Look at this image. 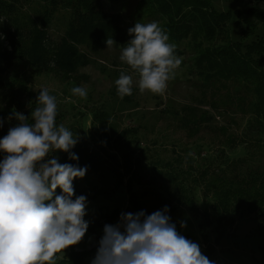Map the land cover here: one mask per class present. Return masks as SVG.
<instances>
[{"label": "rangeland", "instance_id": "1", "mask_svg": "<svg viewBox=\"0 0 264 264\" xmlns=\"http://www.w3.org/2000/svg\"><path fill=\"white\" fill-rule=\"evenodd\" d=\"M103 1L105 8L111 7L119 14L123 30L119 42L110 48L104 47L93 57L95 66H87L75 75L66 76L52 70L34 71L27 63L21 62L1 75V80L6 83L15 81L17 85L19 83L25 85L24 92L28 94H25L24 100L32 97L34 103L39 90L47 88L49 94L57 101V126L64 124L78 136V143L82 142L98 153L104 151L103 158L108 154L113 155L118 162V171L123 177L122 185L108 198H97L93 202H87L84 220L89 222V227L75 251L93 250L84 258V264H90L98 241L102 237L103 227L107 224L101 221L100 226L95 227L97 215L108 214L113 209L122 213L125 207H130L129 200L134 197L139 207H142L140 211L148 213L145 215L167 206L170 222L176 225V230L181 235L197 243L203 254L206 244L212 245L210 261L213 264H264L262 239L264 234L260 231L264 219H257L238 210L230 214L232 225L228 223L221 225L222 237L214 242L217 237L215 227L218 223L211 214L207 219L205 217L213 198L204 192L203 187L196 186L197 183L191 182L189 177L177 171L180 169L185 172L190 164L197 170H201L198 168L200 165L205 168L210 162L218 164L222 159L215 161V157L220 151L224 153L228 150L230 152L225 153L228 159L233 161L237 159L243 166L248 162V167H245L251 171H264V138L261 137L259 142L252 139L249 144L243 141L251 139L253 136L251 133L257 134L256 131L263 132L264 135V127L261 129L254 125V115L249 107L252 96L241 97L235 85L224 87L223 82H212L214 85L210 87L198 75L201 68L194 64V58L199 51L221 44L220 37L206 39L201 33L193 34L190 27L180 28V24L169 26L167 17L155 9L158 5L153 0ZM250 6L264 11V0L257 3L251 0H230L220 4L223 9L232 10L247 9ZM153 21L167 33L168 43L175 45L174 55L183 58L174 78L168 81L162 95L147 91L141 94L138 88V75L132 73L119 59L123 47L131 39L128 29L136 22L146 24ZM53 29L52 34L55 32ZM178 30L182 31V34L177 38ZM100 65L107 70L109 76L100 72ZM121 69H125L126 74L133 75L132 95L123 99L118 97L115 86ZM73 87H85L86 98L73 96L71 92ZM225 98L226 102L232 103L227 104L229 106L227 110L233 109L237 113L234 116L230 115L232 118L225 116L208 123L199 122L196 126L183 127L178 118L174 117L182 105L191 107L192 104L198 105L201 101L205 110L210 111V105L216 103L217 107L221 104L220 100ZM238 104L244 110H237ZM103 110L109 112L108 127H113L115 135L127 132L121 144H113L112 138L105 141L100 135V126L95 116ZM190 112L192 118L194 110ZM17 123L15 119L5 121L3 127L8 131ZM190 133L193 135L190 136ZM104 142H109L110 145L106 146ZM230 153L232 154L229 155ZM214 167L211 165L210 170H214ZM158 171L162 173L159 176ZM163 173H170L172 176ZM174 174H177V177H174ZM170 178L171 182L168 181ZM179 189L186 191L184 201L189 200L195 211L190 210L186 203L177 204ZM140 211H134L133 214ZM228 219L230 220L229 217ZM204 221L211 222L207 227L204 225L205 242L199 230V225ZM118 222L119 219L108 224L115 225ZM182 222L186 225L183 228ZM67 252L68 248L64 250V254L58 256L66 259ZM61 259H58L57 263Z\"/></svg>", "mask_w": 264, "mask_h": 264}, {"label": "trees", "instance_id": "2", "mask_svg": "<svg viewBox=\"0 0 264 264\" xmlns=\"http://www.w3.org/2000/svg\"><path fill=\"white\" fill-rule=\"evenodd\" d=\"M153 1L158 5L155 9L167 17L169 26L180 24V28L190 27L193 34L201 33L206 39L220 37V45L203 49L196 54L194 64L201 68L198 75L210 87L215 82H223L224 87L235 85L241 97L251 95L252 101L249 107L254 115V125L263 129L264 11L255 6L233 10L220 7L221 2L230 0ZM251 1L257 3L262 0ZM52 29L55 30L53 34L56 33V36H53ZM122 30L119 14L111 7L105 8L103 0H0V104H3L0 105V120L4 122L14 120V118L9 119L13 112L30 116L37 106L32 102V97L24 100L25 94H28L24 92L25 85L1 80V75L13 65L25 62L34 71L52 70L57 74L72 76L82 68L95 66L93 57L106 47V39L111 38L116 44L122 36ZM181 34L182 31L178 30L176 37H180ZM100 66V72L109 76L107 70ZM226 100V98L220 100L221 104L217 107L216 103L210 105V111L205 110L201 101L198 105L192 104L191 107L182 105L174 117L178 118L181 126L190 127V125L196 126L199 122L204 124L225 116H234L237 113L233 109L227 110L229 109L227 104L232 105V103ZM239 109L244 110L238 104L237 110ZM120 110L118 109L122 112ZM192 110L194 114L191 118ZM95 118L100 126L102 138L105 141H108L107 138H112L113 144H121L127 132L123 131L115 135L113 127H108L109 112L103 110ZM31 122L29 119V123ZM7 132L2 124L1 139ZM256 132L257 134L251 133L253 135L251 139L243 141L249 144L252 139L259 142L261 137L264 138L263 132ZM189 135L192 136L193 133ZM103 144L110 145L109 142ZM71 151L78 156L77 161H70L67 153L57 152L58 161L75 163L79 167L87 166L86 174L95 176L94 178L85 175L82 179L73 181V199L80 195L86 197V202H93L97 198H108L122 185L123 177L118 171V162L113 155L108 154L103 158L104 151L98 153L82 142L77 143ZM227 152L218 153L215 161L222 159L218 164L210 162L205 168L202 165L197 166L201 170L195 169L190 164L185 172L177 170L189 177L191 182L197 183L196 186L203 187L204 192L213 198V203L205 217L207 219L211 214L218 223L215 227L217 237L214 242L222 237L221 225L226 223L232 225L230 214L238 210L251 214L257 219H264V171H251L250 168H246L248 162L243 166L237 159L230 160L225 154ZM4 155L0 153V160ZM211 165L215 166L214 170H210ZM126 172L132 173V171ZM159 174L162 173L158 171L157 176ZM163 175L172 176L170 173ZM174 177H177V174H174ZM171 180L172 178L168 181ZM179 190L181 195L179 194L177 198V204L186 203L190 210L195 211L194 205L190 204L189 200L184 201L186 191ZM59 194L60 191L57 189L56 195ZM129 206L125 207L122 213L142 210L134 197L129 200ZM120 214V211L113 209L108 214L97 215L95 227L100 226L101 221L108 224L118 220ZM204 225L207 227L211 222L204 221L199 225L200 235L205 242ZM260 231L264 234V223ZM262 239L264 242V236ZM79 244L69 247L66 259L59 260L57 264H84V258L93 250L76 252L75 249ZM204 250V255L210 260L212 245L206 244Z\"/></svg>", "mask_w": 264, "mask_h": 264}, {"label": "clouds", "instance_id": "3", "mask_svg": "<svg viewBox=\"0 0 264 264\" xmlns=\"http://www.w3.org/2000/svg\"><path fill=\"white\" fill-rule=\"evenodd\" d=\"M128 35L120 61L138 75L141 94H164L183 58L174 55L175 45L155 21L136 22ZM105 44L110 48L114 41L108 38ZM115 86L120 99L132 95L133 75L121 69ZM71 92L87 96L85 87ZM38 93L30 116L13 112L9 119L18 123L0 139L5 154L0 160V264H57L63 258L58 254L79 244L89 227L86 197L73 199V181L88 168L60 163L56 156L63 152L77 161L71 150L79 138L64 124L57 126V101L49 90ZM168 211L165 206L150 215L121 213L117 224L104 225L90 264H213L197 243L176 230Z\"/></svg>", "mask_w": 264, "mask_h": 264}]
</instances>
